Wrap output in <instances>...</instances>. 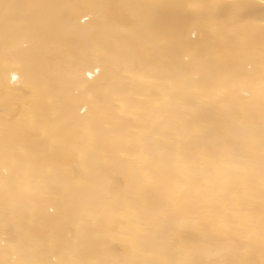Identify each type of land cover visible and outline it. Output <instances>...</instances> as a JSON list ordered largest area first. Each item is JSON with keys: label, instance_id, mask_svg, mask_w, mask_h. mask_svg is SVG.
Masks as SVG:
<instances>
[{"label": "bare ground", "instance_id": "bare-ground-1", "mask_svg": "<svg viewBox=\"0 0 264 264\" xmlns=\"http://www.w3.org/2000/svg\"><path fill=\"white\" fill-rule=\"evenodd\" d=\"M0 264H264V0H0Z\"/></svg>", "mask_w": 264, "mask_h": 264}]
</instances>
